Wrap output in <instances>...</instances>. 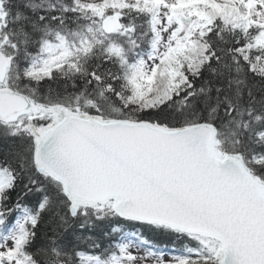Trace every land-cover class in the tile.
Here are the masks:
<instances>
[{
    "label": "snow or ice",
    "instance_id": "snow-or-ice-1",
    "mask_svg": "<svg viewBox=\"0 0 264 264\" xmlns=\"http://www.w3.org/2000/svg\"><path fill=\"white\" fill-rule=\"evenodd\" d=\"M0 264H264V0H0Z\"/></svg>",
    "mask_w": 264,
    "mask_h": 264
}]
</instances>
